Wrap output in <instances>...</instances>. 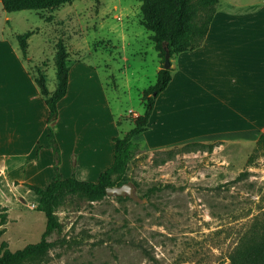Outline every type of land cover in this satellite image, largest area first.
<instances>
[{"label": "rangeland", "instance_id": "374dc122", "mask_svg": "<svg viewBox=\"0 0 264 264\" xmlns=\"http://www.w3.org/2000/svg\"><path fill=\"white\" fill-rule=\"evenodd\" d=\"M260 2L218 0L217 6L240 11ZM141 19L138 0H71L52 12H7L0 4V32L5 36L34 31L28 38L32 59L26 63L33 71L44 62L51 89L59 38L66 42L70 59L79 52L86 63L97 65L108 82L111 104L123 113L124 132L137 117H129L128 109L142 112L143 92L163 65ZM177 54L170 57L171 74ZM165 117L154 112L149 129L132 137L122 172L112 176L113 183L132 185L137 198L106 194L89 200L77 192L64 193L54 207L59 225L47 237L51 245L37 264L227 261L242 230L264 212V144L257 146L264 134L217 132ZM243 170L248 171L234 180ZM28 194L8 211L0 208V247L14 250L39 241L45 216L37 209L39 196L31 189Z\"/></svg>", "mask_w": 264, "mask_h": 264}, {"label": "crops", "instance_id": "0c3cea01", "mask_svg": "<svg viewBox=\"0 0 264 264\" xmlns=\"http://www.w3.org/2000/svg\"><path fill=\"white\" fill-rule=\"evenodd\" d=\"M217 4L201 45L176 55L149 118L164 112L217 132L264 134V0L240 11ZM13 35L0 32V208L6 211L29 196L26 184L45 187L55 174L96 182L113 162L114 137L124 132L123 113L111 104L97 65L71 61L51 125L60 150L56 173L48 106ZM231 118L239 123L231 125Z\"/></svg>", "mask_w": 264, "mask_h": 264}, {"label": "trees", "instance_id": "16d2710c", "mask_svg": "<svg viewBox=\"0 0 264 264\" xmlns=\"http://www.w3.org/2000/svg\"><path fill=\"white\" fill-rule=\"evenodd\" d=\"M71 0H0L2 8L7 11L24 9L52 12L61 5ZM142 15L141 24L150 31L149 38L154 44L157 54L164 62L165 52L170 57L181 51L192 50L201 45L209 27V23L215 12L218 0H138ZM202 12V14H199ZM41 17L44 15L41 14ZM47 15L46 19H50ZM33 30L14 33L20 54L23 60H31L28 52V38ZM75 57L70 59V52L64 39L59 38L54 44L55 85L48 90L45 80L44 62L35 64L30 70L41 94L45 97L48 106L47 121L50 123L47 142L52 149L54 170L57 173V165L60 160V150L51 125L57 116V102L65 94L68 84L69 63L79 59L81 54L73 52ZM170 66L163 65L156 73V81L143 92L142 112L133 120L131 127L121 135L114 137L113 162L102 171L96 182L77 179L74 176L61 178L55 174L53 179L45 186L26 184L29 189L39 196L37 209L45 216V228L39 241L29 243L22 248L10 249L7 246L0 247V264H37L43 261L51 245L47 237L58 227L59 221L54 207L64 193L77 192L89 200H98L106 195V187L120 185L112 182V176L122 172L125 163L127 149L132 137L144 131L148 127L149 116L154 107L155 99L162 92L171 79ZM122 118V116H121ZM124 120V118H122ZM264 144V136L257 139L258 148ZM248 170L241 171L234 180L240 179ZM2 230L0 229V233ZM153 259V258H152ZM220 264H264V212L255 215L249 224L242 230L235 245L228 253L227 261Z\"/></svg>", "mask_w": 264, "mask_h": 264}, {"label": "water", "instance_id": "95a60500", "mask_svg": "<svg viewBox=\"0 0 264 264\" xmlns=\"http://www.w3.org/2000/svg\"><path fill=\"white\" fill-rule=\"evenodd\" d=\"M170 65L171 63L169 59V53L168 51H166L164 55L163 67L168 68ZM105 190H106V194H115V195L128 194L131 197L137 198V196L134 194V187L130 185L128 182H124L120 185L107 186Z\"/></svg>", "mask_w": 264, "mask_h": 264}, {"label": "bare ground", "instance_id": "6f19581e", "mask_svg": "<svg viewBox=\"0 0 264 264\" xmlns=\"http://www.w3.org/2000/svg\"><path fill=\"white\" fill-rule=\"evenodd\" d=\"M184 59H186L185 57H184ZM187 63H190V62H187ZM193 62H191V64H192ZM190 67H191V65H189ZM196 66V65H195ZM197 67V66H196ZM193 68V67H192ZM198 69H200L199 67H198ZM214 76V75H213ZM203 78V77H202ZM206 79V78H205ZM208 79V78H207ZM212 79V78H211ZM205 81V80H204ZM211 83H212V81H210ZM207 83H208V81H207ZM210 110H211V108H210ZM208 114V113H207ZM216 119V118H215ZM218 120H221L220 118H218L216 121H218ZM236 120H238V118H231L230 120H229V122L228 123H230L231 124V121L233 122L231 125H235L236 123H239V120L237 121V122H235ZM215 123V122H214ZM222 123H225V124H228V123H226V122H224V120H222V122H221V124ZM199 127V126H198ZM235 127H237V126H235ZM211 129V128H210ZM213 131V130H212Z\"/></svg>", "mask_w": 264, "mask_h": 264}, {"label": "built area", "instance_id": "2783aa9c", "mask_svg": "<svg viewBox=\"0 0 264 264\" xmlns=\"http://www.w3.org/2000/svg\"><path fill=\"white\" fill-rule=\"evenodd\" d=\"M127 114L129 117H136L138 116V113L133 109H128Z\"/></svg>", "mask_w": 264, "mask_h": 264}]
</instances>
